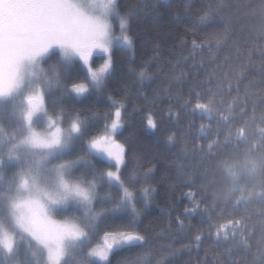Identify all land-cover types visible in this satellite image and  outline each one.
<instances>
[{
    "label": "trees",
    "instance_id": "trees-1",
    "mask_svg": "<svg viewBox=\"0 0 264 264\" xmlns=\"http://www.w3.org/2000/svg\"><path fill=\"white\" fill-rule=\"evenodd\" d=\"M116 5L132 43L113 46L101 85L92 84L80 60L60 51L41 64L47 114L64 129L82 124L63 156L85 158L71 177L97 185L92 213L85 216L75 204L57 211L90 232L65 264H101L86 253L107 232L122 231L139 233L143 243L114 247L103 264H264V0ZM103 60L95 56L94 66ZM77 83L90 90L76 95ZM20 95L0 99L2 149L25 130ZM119 106L123 126L116 137L126 148L120 176L134 209L125 199L119 210L103 213L122 190L100 179L115 166L89 143L109 130ZM3 161L0 214L21 169L20 162ZM0 264L42 263L35 246L18 238Z\"/></svg>",
    "mask_w": 264,
    "mask_h": 264
},
{
    "label": "snow or ice",
    "instance_id": "snow-or-ice-1",
    "mask_svg": "<svg viewBox=\"0 0 264 264\" xmlns=\"http://www.w3.org/2000/svg\"><path fill=\"white\" fill-rule=\"evenodd\" d=\"M82 2L83 0H6L3 13L0 14V97L9 96L20 88L23 81L22 69L26 61H35L54 45L65 50L70 49L78 54L86 65L97 49L104 53L110 52L112 25L106 18L85 12ZM115 3L116 0H109L104 6L105 12ZM124 42L128 45L132 43L127 36L124 37ZM111 66L109 57L108 62L99 71H91L92 80L99 84ZM88 90L89 87L85 83H77L71 87V91L77 95H83ZM25 105L22 115L29 134L20 141L21 144L45 149L47 154L51 155L57 147L67 143L64 129L56 119L47 116V131H41L33 125L34 118L47 112L41 87L25 96ZM197 107L204 106L198 104ZM120 117L121 111L118 108L115 111L116 119L111 124L112 133L121 127ZM147 124L153 129L157 127L154 119H148ZM81 128L80 122H74L69 135L79 133ZM89 148L92 152L105 154L108 160L115 162V170H108L100 179H107L110 184L116 183L122 190V198L111 209L105 208L103 213L119 210L125 199L134 209L133 194L124 187L120 176V169L125 164V146L117 142L113 135L104 134L93 139ZM9 155L16 154L10 152ZM83 160L85 158L81 156L59 165V190L54 194L39 188L34 179L21 172L19 190L26 194L11 201L12 215L16 225L46 249L47 264H62L69 243L90 240L88 226L56 219L51 214L53 206L65 205L69 199L78 200L87 206L85 216L92 211L91 206L96 199V183L91 182L84 186L82 183L72 182L64 174L66 167H75ZM3 163V159H0V165ZM34 187L37 189L35 193L32 191ZM102 214L94 215L93 222ZM132 242L143 243V237L133 231L107 232L103 236V242L92 247L86 255L103 264L108 261L114 247ZM14 245V233H9L0 224V246L11 253Z\"/></svg>",
    "mask_w": 264,
    "mask_h": 264
},
{
    "label": "rangeland",
    "instance_id": "rangeland-1",
    "mask_svg": "<svg viewBox=\"0 0 264 264\" xmlns=\"http://www.w3.org/2000/svg\"><path fill=\"white\" fill-rule=\"evenodd\" d=\"M108 2H109V0H83L82 7H83L84 11L87 13L99 15L103 18H106L109 21V23L112 25V28H111L112 40H111V45H110L111 50L109 53H104L102 50L97 49L96 51L93 52L89 63L86 65L78 54L74 53L70 49L65 50L58 45H54L53 47H51L48 50V52L43 53L42 55L37 57L35 61H31V62L26 61L24 64V67L22 69L23 81H22L20 88L16 92H14L13 94L6 96V97H0V99L20 98L21 97L20 94H23L22 95L23 96L22 101L24 102V107L21 111V114H22L23 110L25 109V106H26L25 105V96L29 92L35 91L37 89V87H41L42 89L44 87L43 83L45 81V78L43 76L41 64H42V60L45 57H47L52 51L57 50V51H60L62 53V55L67 57V58H75V59L80 60L82 62V64L86 67L89 75H90L92 70L99 71L103 67V65L108 62L109 57L111 58V61H112V48H113V46L117 43L128 45L127 43L124 42V37L127 36L129 39H130V37H129L128 32H127V20L123 16V14L120 13V11L117 8V5H116L117 0H116V3L114 5H112L107 12H105L104 6L106 4H108ZM121 25H123V27H121ZM128 46H130V45H128ZM97 55L104 56V60L102 61V63L98 67H95L93 64V59ZM111 68H112V66H111ZM111 68L108 70V72L106 74L103 75L99 84L94 82L92 80L91 75H90L91 80H92V84L95 86L101 85L103 83L104 79L106 78V76L108 75V73L110 72ZM86 85L89 87V90H90L89 84H86ZM43 91H44V89H43ZM85 94L78 95V96L81 97V96H84ZM44 95H45V93H44ZM118 108L121 111V107L119 106ZM47 116H49V115L46 112V113H40L36 118H34V121H33L34 127H36L37 129H39L41 131H47L48 130ZM49 117L56 119L57 122L61 125L60 119L54 118L52 116H49ZM115 119L116 118L114 115V120ZM24 124H25V121H24ZM111 124L109 126V130L107 132H105L104 134L113 135L117 142L124 145L116 137L117 133L120 131V129L123 126L122 121H121V117H120L121 127L118 128L115 133L111 132ZM61 127H62V125H61ZM24 129L25 130L23 133H21L20 137L12 136L13 139L15 140V142L13 144L9 145L7 147V149H2V146L5 143L3 141L0 142V159L7 158L10 161L14 160V161L20 162V164H21V169L19 170L18 176H17L16 186H15V188L12 192V195L9 198V201L7 202L5 208L2 210L3 211L2 214H0V224H2L3 227L5 229H7L9 233H14L15 245H14L13 251L15 249L16 241L18 238L23 239L25 241H29L35 246V249L37 250V253L39 255L40 262L42 264H47V251H46V249L42 245H40L35 239H33L29 234L25 233L22 229H20L16 225L15 219L12 215L11 201L19 195H25L26 194L22 190H19L20 176H21L22 171L24 174H27L31 179H34L35 183L39 186V188L49 190V191L53 192V194L59 190V186L57 184V181H58L57 169H58L60 164L66 163L67 161H72V160L64 159L63 156L67 152H69V150L71 149L76 134L69 135V133L71 132V127L69 129L63 128L65 140L67 141V143L65 145L57 147L51 153V155H49V154H47V150H45V149L35 148V147L31 146L30 144H21L20 143V141L29 134V129L26 126V124L24 125ZM96 138H98V137H96ZM96 138H94V139H96ZM10 152H14L16 155L10 156L9 155ZM92 153L95 155L102 156L108 160V158L103 153H95V152H92ZM108 161H110V160H108ZM110 162L113 163L115 166L114 161H110ZM122 167H121V169H122ZM73 168L74 167H71V168L66 167V169L64 170V174L72 182H79V181H77L71 177V172H72ZM121 169H120V171H121ZM112 170H115V167ZM79 183H82V182H79ZM82 184L84 186H87V184H84V183H82ZM32 191H33V193H35L37 191V189L34 187V188H32ZM72 204L78 205V206L82 207L84 210L87 207L85 204L79 202L78 200L69 199V201L65 205L53 206V208L51 210V214L56 219L79 223L78 221H76L73 218H60L57 215L58 210H65ZM91 207H92V211H93V204ZM92 211H89L88 213H92ZM82 242L83 241H79V242H76L74 244L69 243L67 255L65 256L64 260L62 261V264H65L68 262L69 258L75 254V252L77 251V249L79 248V246ZM102 242H103V239H102L101 243ZM101 243H99V244H101ZM32 252H33V250H32ZM11 253H8L5 248L0 246V255H9ZM110 257H111V255H110ZM110 257H109V259H110ZM109 259H108V261H109ZM108 261H106V262H108ZM106 262H103V263H106Z\"/></svg>",
    "mask_w": 264,
    "mask_h": 264
},
{
    "label": "flooded vegetation",
    "instance_id": "flooded-vegetation-1",
    "mask_svg": "<svg viewBox=\"0 0 264 264\" xmlns=\"http://www.w3.org/2000/svg\"><path fill=\"white\" fill-rule=\"evenodd\" d=\"M5 2H6V0H0V14L3 13Z\"/></svg>",
    "mask_w": 264,
    "mask_h": 264
},
{
    "label": "water",
    "instance_id": "water-1",
    "mask_svg": "<svg viewBox=\"0 0 264 264\" xmlns=\"http://www.w3.org/2000/svg\"><path fill=\"white\" fill-rule=\"evenodd\" d=\"M140 242H132V243H130V244H125V245H123V246H127V245H134V244H139Z\"/></svg>",
    "mask_w": 264,
    "mask_h": 264
},
{
    "label": "bare ground",
    "instance_id": "bare-ground-1",
    "mask_svg": "<svg viewBox=\"0 0 264 264\" xmlns=\"http://www.w3.org/2000/svg\"><path fill=\"white\" fill-rule=\"evenodd\" d=\"M100 89V88H99ZM118 105V104H117ZM116 108V107H115Z\"/></svg>",
    "mask_w": 264,
    "mask_h": 264
}]
</instances>
